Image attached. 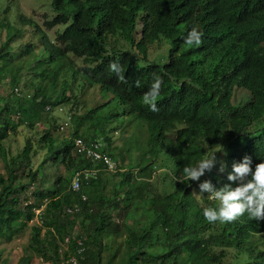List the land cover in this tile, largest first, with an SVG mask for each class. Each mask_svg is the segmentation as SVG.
I'll return each mask as SVG.
<instances>
[{"label": "trees", "instance_id": "16d2710c", "mask_svg": "<svg viewBox=\"0 0 264 264\" xmlns=\"http://www.w3.org/2000/svg\"><path fill=\"white\" fill-rule=\"evenodd\" d=\"M238 1L256 5L264 0H189L188 14L183 18L180 0H52L48 9L51 16L46 15L42 26L32 19L27 21L33 30L31 40L18 47L14 44L22 32L2 19L0 11V37L3 32L7 36L5 42L0 41V83L10 79L14 92L18 89L11 103L0 98V155L7 158L4 142L20 126L34 129L41 123L48 125L41 141L43 147L35 148L28 141L21 154L6 162L8 176L0 175V239L13 241L30 222L40 218L42 225L32 226L30 249L46 258L51 249L60 264L61 243L73 235L75 218L81 216L83 223L89 221L91 225L85 228L87 237L80 235L85 260L112 264L111 260L103 263L100 238L123 234L121 224L113 222V210L125 222L128 236L123 264H264V220L250 219L245 214L228 223L209 222L202 210L218 202L208 199L205 193L198 195L199 190L190 187L195 182L181 175L183 167L194 166L219 143L225 124L218 108L244 114L243 107L231 102L236 88L253 94L249 104L264 99V87L258 85L264 78V8L249 11ZM222 9L232 11L240 20L224 24ZM191 26L205 32L199 31V45L184 43ZM55 29L53 40L48 31ZM222 32L234 37L236 43L230 47H204L209 36ZM151 45L162 47L153 59ZM113 61L122 67L119 75L124 81L109 70ZM26 77L34 89L32 95L20 87ZM156 77L163 83L156 101L158 110L152 111L143 97ZM74 83L82 84L84 91L98 88L105 103L74 117L73 133L60 143L52 133L63 131L46 108L54 110L70 103L80 106L73 100ZM250 99H244L243 105H248ZM113 103L121 111L105 115V108ZM128 116L147 127L148 147L136 146L138 164L118 171L113 198L98 195L105 187L104 173L85 181L80 192L68 189L78 172L95 167L77 152L75 141L96 140L101 135L107 142L105 153L120 161L123 150L115 151L111 134H120L122 118ZM84 119L92 121L94 132L82 128ZM115 119L118 126L109 128ZM255 119L259 120L254 129L264 133V113ZM237 143L226 151L227 159L226 154L216 157L211 172L222 176H211V182L217 187L228 183L227 171H231L233 162L250 155L255 166L259 158H264V136L249 137L241 150L234 148ZM39 150H46V154L34 171L32 154L37 155ZM51 158L55 165L65 163L68 175L58 174L55 188L48 193H32L34 201L27 195L22 197L32 185L50 182L43 169L50 165ZM221 162L227 164L224 173L219 171ZM24 166L30 170L29 184L19 181ZM153 174H157L154 179ZM76 206L81 208L79 214H66V208ZM131 210H142L145 218L129 226V215H134ZM90 245L98 250L91 252ZM76 247L72 239L65 259L76 252ZM30 262L31 257L25 256L21 264Z\"/></svg>", "mask_w": 264, "mask_h": 264}, {"label": "rangeland", "instance_id": "374dc122", "mask_svg": "<svg viewBox=\"0 0 264 264\" xmlns=\"http://www.w3.org/2000/svg\"><path fill=\"white\" fill-rule=\"evenodd\" d=\"M52 0H11L0 3V11L1 18L5 19L7 22L11 24V26L17 28L22 32V36L18 42L14 44V47L25 46L31 40V34L33 30L29 29L27 26V21L30 19L36 21L39 25H44L46 20V15L51 16V12L49 9L50 3ZM7 9H9L8 12ZM48 34L51 39L56 38V29L49 32ZM33 40H35V36H32ZM7 39L6 33L3 32L0 37V41L3 43ZM162 51V47L159 45H152L150 47V58L153 59L154 56L160 54ZM160 52V53H159ZM79 65H82L81 62H78ZM10 79L5 80L0 83V98L6 99L10 102L14 101L16 98L14 96V89L9 84ZM74 97L73 100L77 103H80V106L76 107L74 103H70L64 106H61L54 111L50 112V118H55L57 127L61 125L64 126L68 122V126H66V130L60 133L57 130L53 131V136L60 143L64 141V139L70 136L73 133V119L74 117H81L84 115L89 108H95L96 105H101L105 103V100L102 97L101 92L98 88H92L90 90L84 91L82 88V84L74 83ZM20 87L23 89V92L32 95L34 93V89L31 86L30 78L26 77L24 81L20 84ZM247 97V93L244 91L238 92L235 96V100L237 102L242 101ZM97 107V106H96ZM121 108H119L116 104H110L105 108L104 114L107 115L111 112H120ZM118 119L113 121V124L109 125V128L118 126ZM82 123V128H88L91 133L94 132L92 128V121L89 119H84ZM122 129L120 134L114 135L113 148L117 153L122 151L120 156L119 163L124 169H133L139 162V152L136 150V146H139L141 149H146L148 147L147 142L149 139V134L143 128V125L139 122L132 121L130 117L122 118ZM48 127L47 124L41 123L34 129H30L26 125L20 126L16 132H12L9 138L4 142L6 147L7 158L5 159L4 155H0V175L4 177L8 176L6 170V162L10 161L13 157L21 154L28 141L33 143L35 148L43 147V143H41L44 131ZM81 128V129H82ZM58 129V128H57ZM99 136V135H98ZM138 137L139 145L136 142ZM125 149V150H124ZM46 154V150H39L37 155L32 154L33 158V170L36 171L38 166L43 162ZM47 166L46 163H43ZM53 159H50V165L43 169L44 177L50 180V182H46L45 184L38 183L37 185H32L26 193H22V197L27 195L34 201L32 198V193L39 191L43 193H48L50 190L55 188L56 185V177L58 174L62 173L63 175H68V171L65 163H60L58 165L53 164ZM23 171L24 174H23ZM29 168L24 166L22 168L20 182L24 184H29L30 177L27 176L29 172ZM160 171L157 172L159 174ZM156 174V175H157ZM153 174L152 179L156 177ZM104 182L103 185L105 187L98 192V195H104L106 199H112L114 195L115 185L119 182V177L116 174H110L103 176ZM70 178V177H69ZM39 180H42V177L39 175ZM73 182V180H71ZM72 182H70L68 189L72 188ZM1 191V186H0ZM124 191V190H123ZM123 196V194H122ZM124 198V197H122ZM144 208L147 209V205L144 204ZM38 213V211H37ZM129 215V219L127 224L129 226L137 224L145 218V213L141 210L133 211L131 210V214ZM76 226L71 229V233L74 235H83L87 237V232L85 228L89 229L91 227L90 222L86 221L83 223V218L76 217ZM112 219L114 223H120L122 226L123 234L118 236H110L100 238V241L103 245V249L101 251V256L103 263L107 261H112V264H123V257L126 253L127 249V233L124 230L123 224L125 223L122 218L119 217L118 212H113L112 210ZM142 219V220H141ZM34 225H42V220L40 218H35L32 222H30L29 226L21 232L18 236L14 238L11 242H6L3 239H0V264H21L22 258L25 256L31 257L30 264H59L57 261L56 255L53 250L48 251L49 258L39 256L34 254L30 249L31 238L33 235L32 226ZM46 230H43V236L45 235ZM264 237V236H263ZM61 248L62 243H61ZM91 252H96L98 247L90 245L89 246ZM69 255V254H68ZM84 264H94L93 260L84 258ZM61 264V263H60ZM228 264V263H227Z\"/></svg>", "mask_w": 264, "mask_h": 264}, {"label": "clouds", "instance_id": "9594fccd", "mask_svg": "<svg viewBox=\"0 0 264 264\" xmlns=\"http://www.w3.org/2000/svg\"><path fill=\"white\" fill-rule=\"evenodd\" d=\"M188 1L189 0H180L183 13V15L181 14L182 18L188 14V12H186V5ZM237 4L249 11L264 8V1L257 3L256 5L249 1L239 2ZM222 11H225L221 16V21L224 24L227 22L231 23L234 19L237 21L240 20L239 17L232 11L228 9H222ZM206 22L207 25L210 26L208 21ZM199 31L205 34L199 26H191V29L187 32V36L184 38V43L187 45H199L202 41V34ZM235 43L236 39L234 37L228 36L222 32L219 36H209L204 42V47L208 49L213 47H230ZM109 70L116 73L121 81H124V76L119 75L122 72V67L118 62H110ZM258 82H260L258 85L264 87V78L260 79ZM162 83V78L156 77L143 97L144 103L147 104L152 111L158 110L156 101L161 94ZM137 86H139L138 81ZM17 90L18 89L15 90L16 93ZM241 91L246 92L247 97L251 98L248 101V105H243L242 101L244 99L240 102L235 100L236 94ZM252 100L253 94L251 96L249 91L247 92L243 88H236L232 95L231 102L233 105L243 107L242 110H244V114H239L224 108L215 109L225 124V129L220 135L219 143L212 146L216 147L214 150H211L210 148L206 151V153L203 154L205 155V158L200 159L194 166L188 165L182 169L181 175L189 182H195V184H191L190 187L198 189V195H204L205 193L208 196V199L218 202L216 206L205 207L202 210L204 218L209 222L218 221L221 223H228L245 214H247L250 219L260 220V222L264 220V158H259L260 162L253 166L254 162L252 157L250 155H245L240 161L232 163L231 171H227V164L225 162H221L219 171L220 173L227 171L228 183H224L223 186L217 187L211 182L213 179L212 177L215 178L217 176H222L217 172H211L217 163L216 157L219 153L220 155L225 156L227 153L226 151L236 140H238V143L240 142V145L237 143L234 148L241 150L249 137L259 139L261 136H264V133L261 130L254 129L255 123L259 120L255 119V117H260L262 112L264 113V99L257 101L255 104H249ZM253 106L254 109H250V107ZM54 110L50 106L46 108L47 112ZM66 126H68V122L64 124V126H60V129L61 127H64L61 131H65ZM143 128L148 133L147 127L143 126ZM115 134H117V132L112 133L111 136L114 137ZM104 138L105 137L100 135L96 140H82L87 143H100L101 154L109 156L104 151L107 146V142ZM136 141H139L138 137ZM206 147H209V145H206ZM109 157L116 163L118 167L117 171L114 173H106L102 170L97 178L103 175L117 174L118 171L128 170L124 169L119 161L113 159L111 156ZM225 157L227 159V154ZM91 163L95 165L93 168H104L103 163H99L102 166H99V164L96 165L93 162ZM102 173L104 174L102 175Z\"/></svg>", "mask_w": 264, "mask_h": 264}, {"label": "built area", "instance_id": "2783aa9c", "mask_svg": "<svg viewBox=\"0 0 264 264\" xmlns=\"http://www.w3.org/2000/svg\"><path fill=\"white\" fill-rule=\"evenodd\" d=\"M64 127H61V130H63ZM75 147L77 152L88 159L89 161L93 162L94 164L103 163V169L99 168H91V169H85L80 172H78L72 182V190L75 192H80L82 189L83 183L85 181L89 182L92 179H97L100 172L104 170L106 173H114L117 171V165L116 163L107 155H103L100 152L101 144L100 143H87L86 141L82 139H77L75 141ZM83 200L87 201L88 198L86 195H83ZM40 211H38L39 213ZM67 215L74 216L76 214H79L81 212V208L79 206L73 207V208H66L65 210ZM37 213V214H38ZM74 239L76 242V252L74 254L69 255L67 259H65V253L69 251V245L71 243V240ZM62 247L60 249L61 253V264H81V260H84L85 256V245L84 241L82 240V237L79 235H72V236H66L64 242L62 243ZM81 259V260H80Z\"/></svg>", "mask_w": 264, "mask_h": 264}]
</instances>
